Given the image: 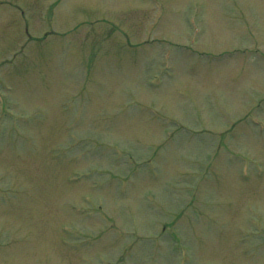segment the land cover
Listing matches in <instances>:
<instances>
[{
  "label": "rangeland",
  "instance_id": "obj_1",
  "mask_svg": "<svg viewBox=\"0 0 264 264\" xmlns=\"http://www.w3.org/2000/svg\"><path fill=\"white\" fill-rule=\"evenodd\" d=\"M0 92V264H264V0H0Z\"/></svg>",
  "mask_w": 264,
  "mask_h": 264
}]
</instances>
